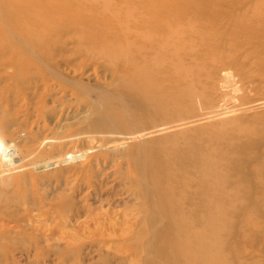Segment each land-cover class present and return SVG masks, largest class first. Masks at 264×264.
I'll use <instances>...</instances> for the list:
<instances>
[{
    "label": "rangeland",
    "instance_id": "rangeland-1",
    "mask_svg": "<svg viewBox=\"0 0 264 264\" xmlns=\"http://www.w3.org/2000/svg\"><path fill=\"white\" fill-rule=\"evenodd\" d=\"M33 3L17 5L12 19L0 0V264H128L114 251L135 236L137 222L150 229L140 258L159 264L152 248L168 229L150 157L128 141L88 139L98 109L113 111L97 107L96 90L111 92L122 66L81 46L75 0ZM114 6L128 9L120 17L130 30L169 36L165 58L185 68L209 118L231 122L205 131L225 178L224 190L210 189L224 201L223 249L231 264H264V0ZM19 19L33 38L15 26Z\"/></svg>",
    "mask_w": 264,
    "mask_h": 264
},
{
    "label": "bare ground",
    "instance_id": "bare-ground-1",
    "mask_svg": "<svg viewBox=\"0 0 264 264\" xmlns=\"http://www.w3.org/2000/svg\"><path fill=\"white\" fill-rule=\"evenodd\" d=\"M7 1L13 19L18 13L16 6L27 0ZM30 1L41 4L43 0ZM75 3L77 16L73 24L81 46L98 51L108 66H122L111 92L96 90L97 107L105 103L113 111L98 109L90 122L89 142L104 143L109 139L130 142L135 152L145 150L152 163L150 174L159 179L156 200L165 207L168 231L154 244L152 255L159 264H231L229 253L223 249V229L219 227L224 201L221 194L215 195L210 190L214 183L224 190L225 178L217 168L220 161L215 157L217 148L208 147L205 134L207 129L214 134L220 132L217 122L223 126L231 122L209 118V110L205 112L200 106L202 96L179 71L185 68L165 58L173 53L169 36L163 39L150 32L130 30L128 20L120 17V13L129 15L128 9L114 6L111 10V0H75ZM30 10L29 17L33 19L45 11L43 7ZM110 19L111 26H117L118 30L113 31L111 26L97 28L98 23L107 26ZM13 23L26 30L28 37L35 35L24 20ZM173 31L176 32L168 28L167 33ZM130 35L134 39H129ZM127 104L142 111H131ZM176 159L184 163L175 164ZM211 175L216 177L212 179ZM149 230L144 223L137 222L135 236L126 239L114 252L123 255L128 264H144L140 258L141 244Z\"/></svg>",
    "mask_w": 264,
    "mask_h": 264
}]
</instances>
